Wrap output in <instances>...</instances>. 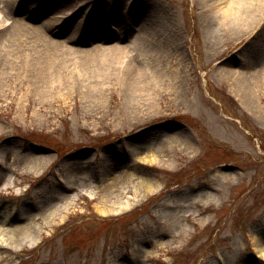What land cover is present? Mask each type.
<instances>
[{"label":"rangeland","instance_id":"rangeland-1","mask_svg":"<svg viewBox=\"0 0 264 264\" xmlns=\"http://www.w3.org/2000/svg\"><path fill=\"white\" fill-rule=\"evenodd\" d=\"M4 1L0 33L11 15L32 20L38 10L39 22L68 18L62 27L79 16L74 42L59 41L69 61L95 47L136 56L109 13L151 40L150 12L166 17L163 45L181 43L182 55L168 51L163 72L178 83L143 111H127L117 85L33 91L31 80L0 72V264H264V116L218 72L263 60L256 32L211 47L202 0ZM252 105L264 115V95ZM142 180L155 191L137 192ZM112 184L132 204L118 215Z\"/></svg>","mask_w":264,"mask_h":264},{"label":"bare ground","instance_id":"bare-ground-1","mask_svg":"<svg viewBox=\"0 0 264 264\" xmlns=\"http://www.w3.org/2000/svg\"><path fill=\"white\" fill-rule=\"evenodd\" d=\"M6 2L8 1L0 0V12H4L5 18L8 15L4 9ZM201 2L203 26L205 27L204 37L211 47L221 39L226 40L238 36L244 39L256 32L251 44L260 51L263 60L260 61L258 60L259 57H253L246 64L249 66H245L243 70H237L238 65L236 64L230 68L219 67L218 72L222 77H229L235 95L242 99L247 107L252 110L255 109L263 117V112L254 108L252 104H254L258 94L264 95V0H202ZM27 8L28 6L24 4L20 10ZM106 16L111 17L112 14L109 13ZM4 17H0V23H2L0 25L3 26L7 24ZM49 18L52 17L43 19L41 23L45 26L42 25L41 28L27 19L24 21L22 17L8 16L12 22L11 29L0 33V45L10 46L14 43L15 46L14 49L9 50L10 52L0 50V72L2 74H20L23 81L31 80L34 86L29 88L33 91H39L45 87L43 91L60 92L65 87L76 90L89 85H92V91H102L106 88H99L100 85L107 83L117 85L126 93L127 111L151 109L155 105V97L153 96L155 92L160 91L167 84L178 83V73V76L169 79L163 72L167 67L168 51L179 56L182 55L181 43L174 45L169 42L168 45H163L167 38L169 39V34L166 33L165 35L162 30L165 28L167 31L169 28L166 17L156 15L154 11L150 12V16L144 24L150 26L151 34L149 35L152 40L149 39L148 35L146 36L147 32L135 34L134 31H130L127 36L125 35L130 39L127 47L136 56L129 57L124 48H112L110 53L105 55L99 47H95L89 51H81L80 59L71 61L67 60L71 52L66 51L61 43L47 37L44 29H60V33L65 35L79 19L76 18L73 23H69L61 29L59 25L63 21L62 17L61 20L55 22L49 21ZM159 32L162 35V40L157 35L160 39L158 43L154 33ZM68 39L73 40L74 37L70 36ZM78 62L80 70L74 77L72 71L79 67ZM73 63H76L75 68L69 72L71 75H68ZM89 67H100L101 69L96 70L94 68L91 70ZM46 86L49 90L46 89ZM120 120L128 121L127 118ZM190 146L192 150L193 147ZM151 157L153 161L158 162L156 155ZM108 189L114 190L117 196V202L111 204L114 215L132 207L131 203L119 202L120 199L118 200L119 196L124 194L123 186L112 184L108 186ZM136 190L145 194L146 192H154L155 188L147 180H142L140 187ZM90 193L91 196L95 195L92 191ZM15 231L23 232V227L17 228ZM4 233L6 234V231ZM259 250L264 255V249L259 248Z\"/></svg>","mask_w":264,"mask_h":264}]
</instances>
